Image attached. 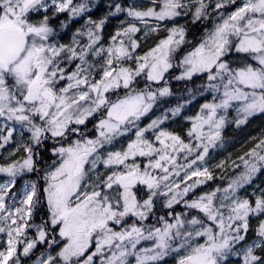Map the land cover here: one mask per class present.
I'll use <instances>...</instances> for the list:
<instances>
[{"label": "snow or ice", "instance_id": "1", "mask_svg": "<svg viewBox=\"0 0 264 264\" xmlns=\"http://www.w3.org/2000/svg\"><path fill=\"white\" fill-rule=\"evenodd\" d=\"M96 7L0 0V264H264V0Z\"/></svg>", "mask_w": 264, "mask_h": 264}, {"label": "trees", "instance_id": "2", "mask_svg": "<svg viewBox=\"0 0 264 264\" xmlns=\"http://www.w3.org/2000/svg\"><path fill=\"white\" fill-rule=\"evenodd\" d=\"M94 3L97 4V7L92 10V14L94 17H98V16L102 15L105 11L104 5L106 3V0H94ZM112 21H116V20L113 19ZM171 87H172V91H173V96L164 102L165 107H167L169 103H171V104L177 103L181 96H186L187 95V89H188V87H191V85L186 84V82H184V81H179V82L172 81ZM197 99L199 100V98H197ZM192 107L196 108V107H198V104L196 102H193ZM256 115L254 117H250L249 118L250 122L244 126H241L239 129H237L233 126L230 127L226 132L222 133L223 136H225V137H237L239 135L242 136L247 131V129L252 128L251 129V131H252L256 124H257V129L252 131V133H256V135H258L261 131H264V129H263L264 121H259L258 117ZM244 137H248V136L244 135ZM247 140L248 139H244L240 145L234 146L233 147L234 149L232 148L233 150L236 149L235 154H237L238 152L241 151L242 146H246L245 142ZM42 247H43L42 245H38L37 248L33 250L34 253L38 254ZM34 259H35V255H31L30 258L21 257L22 264H31V261Z\"/></svg>", "mask_w": 264, "mask_h": 264}, {"label": "rangeland", "instance_id": "3", "mask_svg": "<svg viewBox=\"0 0 264 264\" xmlns=\"http://www.w3.org/2000/svg\"><path fill=\"white\" fill-rule=\"evenodd\" d=\"M111 23L114 25L116 23V21H111ZM258 117L259 121H264V116H261L260 114L256 115ZM230 127H232L231 124L226 125L225 128L223 129V133L226 132ZM252 128L247 129V131L244 133V135L250 137V136H256V133H252V131L257 129V124L254 126V129L251 131ZM264 129V126H263ZM244 135L242 136H237V137H225L224 136V140H225V147L223 150H221L223 152V154H227V153H232L233 155L236 152V149L233 150L234 146L236 145H240L244 139H248V137H244ZM233 148V149H232ZM4 177L2 175H0V180H3ZM264 174H258L256 178H254L253 180V186L255 185H261L264 186ZM168 264H171L170 260L168 261Z\"/></svg>", "mask_w": 264, "mask_h": 264}]
</instances>
